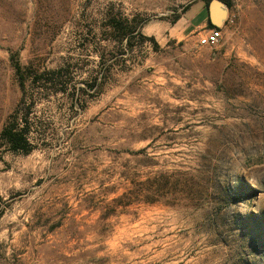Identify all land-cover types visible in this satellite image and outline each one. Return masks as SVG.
Wrapping results in <instances>:
<instances>
[{
	"label": "rangeland",
	"instance_id": "obj_1",
	"mask_svg": "<svg viewBox=\"0 0 264 264\" xmlns=\"http://www.w3.org/2000/svg\"><path fill=\"white\" fill-rule=\"evenodd\" d=\"M195 1L0 0V131L12 56L73 69L27 85L35 149L0 145V264H264V0H226L211 46L169 35Z\"/></svg>",
	"mask_w": 264,
	"mask_h": 264
},
{
	"label": "trees",
	"instance_id": "obj_2",
	"mask_svg": "<svg viewBox=\"0 0 264 264\" xmlns=\"http://www.w3.org/2000/svg\"><path fill=\"white\" fill-rule=\"evenodd\" d=\"M210 1L211 0H205L207 6ZM222 1L229 5L226 0ZM178 18L176 20H178ZM136 21L137 19L135 18H119L116 15L110 14L107 17L106 23V26L110 31L109 38L121 44L126 42L125 45L130 46L132 39L138 36L143 42L146 40L153 42L157 49L159 46L156 39L152 36H145L141 32L140 27H142L144 22ZM210 26L214 27L215 25L210 21ZM11 59L16 77L22 90V97L19 105L8 116L0 131V145H5L14 153L29 154L35 149L36 144L28 122L33 101L30 98H28L29 101L27 99V85L33 84L38 87H46L52 92H65L68 83L64 78L69 76L73 69L70 65H67L41 71L32 66L23 65L19 60H15L14 56H12ZM97 78L98 77L95 78L93 84L89 85L90 89L95 88L97 90L100 87V83H97Z\"/></svg>",
	"mask_w": 264,
	"mask_h": 264
},
{
	"label": "crops",
	"instance_id": "obj_3",
	"mask_svg": "<svg viewBox=\"0 0 264 264\" xmlns=\"http://www.w3.org/2000/svg\"><path fill=\"white\" fill-rule=\"evenodd\" d=\"M210 27L208 6L205 0H197L169 28V35L178 39H190L205 33Z\"/></svg>",
	"mask_w": 264,
	"mask_h": 264
},
{
	"label": "built area",
	"instance_id": "obj_4",
	"mask_svg": "<svg viewBox=\"0 0 264 264\" xmlns=\"http://www.w3.org/2000/svg\"><path fill=\"white\" fill-rule=\"evenodd\" d=\"M226 21L233 22V19L227 16L225 23L222 25L210 27L204 34L199 36L198 44L200 46H211L218 44L223 39V27L226 24Z\"/></svg>",
	"mask_w": 264,
	"mask_h": 264
},
{
	"label": "water",
	"instance_id": "obj_5",
	"mask_svg": "<svg viewBox=\"0 0 264 264\" xmlns=\"http://www.w3.org/2000/svg\"><path fill=\"white\" fill-rule=\"evenodd\" d=\"M209 16L210 21L213 25L219 26L225 22L227 17V7L224 1L222 0H211L209 5Z\"/></svg>",
	"mask_w": 264,
	"mask_h": 264
}]
</instances>
